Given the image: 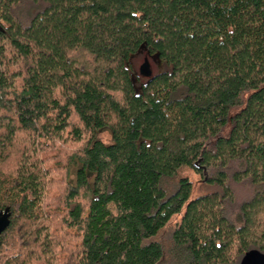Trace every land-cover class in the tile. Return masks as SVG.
Masks as SVG:
<instances>
[{
  "label": "trees",
  "instance_id": "obj_1",
  "mask_svg": "<svg viewBox=\"0 0 264 264\" xmlns=\"http://www.w3.org/2000/svg\"><path fill=\"white\" fill-rule=\"evenodd\" d=\"M7 207L0 264L264 254V0H0Z\"/></svg>",
  "mask_w": 264,
  "mask_h": 264
},
{
  "label": "water",
  "instance_id": "obj_2",
  "mask_svg": "<svg viewBox=\"0 0 264 264\" xmlns=\"http://www.w3.org/2000/svg\"><path fill=\"white\" fill-rule=\"evenodd\" d=\"M138 72L139 75L144 78H149L152 76V70L147 58L143 60ZM10 217L11 213L9 207L5 208L3 211H0V237L9 227ZM239 264H264V254L257 250H250L242 257Z\"/></svg>",
  "mask_w": 264,
  "mask_h": 264
},
{
  "label": "rangeland",
  "instance_id": "obj_3",
  "mask_svg": "<svg viewBox=\"0 0 264 264\" xmlns=\"http://www.w3.org/2000/svg\"><path fill=\"white\" fill-rule=\"evenodd\" d=\"M142 63H143V57H137L132 61V67L137 73H138L139 67ZM150 67H151L152 72H154V73L159 70V68L156 67L152 62H151ZM98 137L104 143H108L110 141V136L107 132L101 133ZM185 173H186L185 175L188 176L195 184L198 183V177L196 175H194L191 171H185ZM173 223L170 224L168 229L173 227ZM167 232H168V230L164 233V237H166V235L168 234Z\"/></svg>",
  "mask_w": 264,
  "mask_h": 264
}]
</instances>
